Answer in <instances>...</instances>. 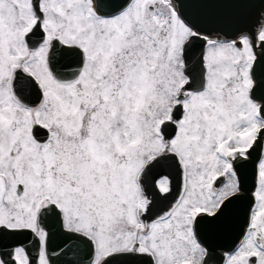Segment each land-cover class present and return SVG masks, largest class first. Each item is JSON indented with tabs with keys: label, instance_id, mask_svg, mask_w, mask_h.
<instances>
[{
	"label": "snow or ice",
	"instance_id": "1",
	"mask_svg": "<svg viewBox=\"0 0 264 264\" xmlns=\"http://www.w3.org/2000/svg\"><path fill=\"white\" fill-rule=\"evenodd\" d=\"M238 31L213 38L174 0H0V240L36 248L0 264H50L53 228L82 253L69 264H207L200 224L264 149V18ZM254 175L223 264H264V151Z\"/></svg>",
	"mask_w": 264,
	"mask_h": 264
},
{
	"label": "water",
	"instance_id": "2",
	"mask_svg": "<svg viewBox=\"0 0 264 264\" xmlns=\"http://www.w3.org/2000/svg\"><path fill=\"white\" fill-rule=\"evenodd\" d=\"M180 6L183 5L184 13L199 27L205 29L213 38H232L233 34H239L238 30H251L255 32L260 21L264 18V0H174ZM200 52L199 42L190 50V63ZM254 52L257 57L256 73L258 77H264V47L256 43ZM264 94V93H262ZM262 149L257 148L247 161H237L242 167V193L241 199L228 205L216 220L205 219L200 224V236L209 249L207 264H223V255L232 250L243 236L247 227L248 212L252 207V192L255 188V164ZM180 192V184L173 181V190L167 199L159 195L154 205L163 201L159 211L166 210ZM156 206H153L155 208ZM63 237L53 228L48 242L50 264H69V261L79 258L82 253L73 249L71 252L60 254L65 248ZM5 243H4V242ZM0 240V247L10 250L17 242H22L30 252H35V240L31 235L9 236ZM83 246H81L82 248Z\"/></svg>",
	"mask_w": 264,
	"mask_h": 264
},
{
	"label": "flooded vegetation",
	"instance_id": "3",
	"mask_svg": "<svg viewBox=\"0 0 264 264\" xmlns=\"http://www.w3.org/2000/svg\"><path fill=\"white\" fill-rule=\"evenodd\" d=\"M258 43V42H257ZM263 151H264V149H263ZM180 195V194H179ZM164 202L163 201H161V202H158L157 201V204H155V205H153V206H156L155 208H152V218H154L155 217V215H158L159 213H160V211H159V207L163 204ZM162 211V210H161ZM147 218V217H146ZM3 241V240H2ZM4 242V241H3ZM5 243V242H4ZM14 247V246H13ZM32 253V255L33 256H35V253H36V251L35 252H31Z\"/></svg>",
	"mask_w": 264,
	"mask_h": 264
}]
</instances>
